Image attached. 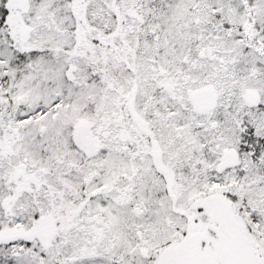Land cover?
<instances>
[{"label": "snow or ice", "instance_id": "1", "mask_svg": "<svg viewBox=\"0 0 264 264\" xmlns=\"http://www.w3.org/2000/svg\"><path fill=\"white\" fill-rule=\"evenodd\" d=\"M0 264H264V0H0Z\"/></svg>", "mask_w": 264, "mask_h": 264}]
</instances>
